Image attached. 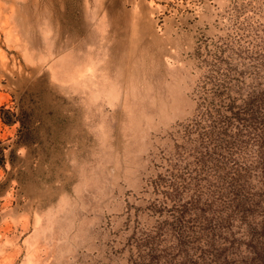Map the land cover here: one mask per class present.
I'll return each instance as SVG.
<instances>
[{"label":"rangeland","instance_id":"1","mask_svg":"<svg viewBox=\"0 0 264 264\" xmlns=\"http://www.w3.org/2000/svg\"><path fill=\"white\" fill-rule=\"evenodd\" d=\"M247 1L0 0V264L141 258L197 49Z\"/></svg>","mask_w":264,"mask_h":264},{"label":"trees","instance_id":"2","mask_svg":"<svg viewBox=\"0 0 264 264\" xmlns=\"http://www.w3.org/2000/svg\"><path fill=\"white\" fill-rule=\"evenodd\" d=\"M257 2L234 5L226 34L197 49L196 111L177 131L164 171L150 180L162 195L150 207L159 222L141 237L144 254L135 264H264V20ZM249 7L254 14H244ZM0 119L21 121L4 105Z\"/></svg>","mask_w":264,"mask_h":264}]
</instances>
